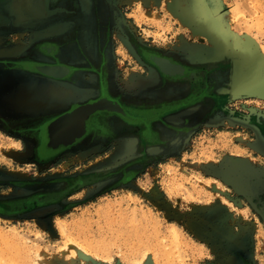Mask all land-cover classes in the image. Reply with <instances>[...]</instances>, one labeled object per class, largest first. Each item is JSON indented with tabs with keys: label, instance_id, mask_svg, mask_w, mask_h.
<instances>
[{
	"label": "rangeland",
	"instance_id": "rangeland-1",
	"mask_svg": "<svg viewBox=\"0 0 264 264\" xmlns=\"http://www.w3.org/2000/svg\"><path fill=\"white\" fill-rule=\"evenodd\" d=\"M20 1L11 0L6 15L14 18L18 13L20 18ZM30 1V9L42 8L43 0ZM175 1L98 0L95 11L102 16L97 25L110 16V69L124 87L131 78L147 76L137 58L142 50L182 63L199 72L193 75L194 96L203 99L206 92L219 120L185 132L168 127L160 142L145 147L139 142L133 152L112 161L122 164L132 155L133 163L103 174L109 169L93 163L113 156L109 153L115 146L86 160L40 164L38 154L28 152L27 138L15 133L16 115L0 114V205L7 210L0 213V264H264V218L237 187L255 191L264 206V146L255 149V132L232 122L222 110L227 108L234 117L251 116L264 137V83L254 93L241 91L232 80L235 63L231 70L228 65L231 41H253L264 50V0H182L211 19L223 42L220 48L177 22ZM81 8L71 9L73 15H39L37 22L48 27L50 22L76 20L61 24L57 32L65 36H53L71 41L69 64L93 71L99 62L91 56L87 38L93 8ZM25 12L22 18H30ZM5 28L0 44H19L25 33L11 25ZM31 34L27 31L24 38ZM259 69L264 78V65ZM7 74L9 88L19 76ZM165 90L178 89L173 84ZM149 96V105L161 99L153 90ZM135 98L139 103V96ZM141 153L146 159L136 162ZM124 170L135 174L122 182ZM50 192L63 193L48 196ZM31 195L43 200L31 209L11 211L12 201Z\"/></svg>",
	"mask_w": 264,
	"mask_h": 264
},
{
	"label": "crops",
	"instance_id": "crops-1",
	"mask_svg": "<svg viewBox=\"0 0 264 264\" xmlns=\"http://www.w3.org/2000/svg\"><path fill=\"white\" fill-rule=\"evenodd\" d=\"M31 3L30 0L20 1V7L23 10H20L22 14V16H19L20 18H17L18 13L15 14L14 18L10 17L11 13L6 15L4 9L7 10V7L10 9L11 0L1 1L0 3V43H2L5 36V27L11 25L14 31L25 33L23 34V38L19 40V44H0V67L3 65L7 67L11 63L15 64L18 69L14 70L13 73L15 76H19V79L14 81L11 87L7 88L12 83L8 81V74L0 75V77L2 76L0 78V114L11 112L16 115L17 125L15 129L21 132L18 133L19 135L27 138L25 145L29 148L28 152L36 153V145H41L42 149V134L49 121L72 110L76 105L93 102L102 95L118 100L120 95L125 100L129 99V97L139 96V102L147 103L148 99L151 98L149 96L151 90L158 93L161 99L157 105L169 101V107L173 106L167 111L165 110V113L158 119H154L151 122L156 124L158 130L161 131V135L163 134L162 131H165L168 127H172L173 130H176V133L185 132L191 130L193 127L195 128L198 123L199 125L204 124L206 126L213 122L214 119L219 120L220 116L213 113V108L206 92L204 96L207 97V100H203L200 103H196L194 99H187L192 87L184 82L174 84L178 90L173 92H166L164 90L161 92V74H157L158 77L153 82L143 85L131 84L129 87L126 83L124 87L118 84L117 73L112 69L103 70L106 80L104 81L102 80V76L104 75L100 71H96V69H93V71L77 70V68L67 61L66 63L71 67L69 68L70 73L65 79H55L41 74L34 68L35 65H57L64 63L58 58L60 56H54L59 48L57 42H63L59 40L60 38L56 39L54 36H65V33L57 31L61 30L64 27L63 25L72 23L67 21L65 23L62 22L63 25H61L62 23L53 24V22H50L48 27H45L43 23L41 27H38L37 21L39 19L37 16L49 14L50 18H53L54 15L64 12L67 8H63L65 6L63 2L55 4L50 8V6L46 5V1L43 0L42 8L35 6L30 9ZM25 11H28L30 18H22ZM33 17H37L35 18L36 23L33 25L29 24L28 28L27 25ZM29 30L32 32L30 38H24V35L26 37V32ZM49 44L55 45L56 52L47 53L44 50V46ZM143 51L145 50H142L141 53L137 51V58H139V64L144 68L141 73L147 72V76L145 77L147 78L152 70L156 73L159 71L146 60ZM92 55L95 56L96 54ZM108 60L109 64L112 65L111 50L108 52ZM206 73L207 71L204 72V74ZM140 80V78H137L134 83ZM263 83L259 82L256 89H260ZM167 95L170 97L169 99L165 98ZM179 101L184 102L178 103ZM163 107L165 106L163 105ZM154 113L145 115L149 116ZM116 117L117 115L107 112L94 114L88 123L87 134L69 148H60L52 156H50L52 153L49 152L50 154L45 156L46 161L44 164L54 165L56 162L65 164L67 160L72 159H75V161H79L76 159L86 160L92 156L106 152L112 146H115V149L109 153L113 155L118 146L125 143L128 144L126 148L129 150V152L126 151L125 153L133 152L138 140V137L134 133L136 130L142 129L143 125H133L128 129L124 122ZM101 160L95 159L93 164H97ZM110 165L105 167L108 168Z\"/></svg>",
	"mask_w": 264,
	"mask_h": 264
},
{
	"label": "bare ground",
	"instance_id": "bare-ground-1",
	"mask_svg": "<svg viewBox=\"0 0 264 264\" xmlns=\"http://www.w3.org/2000/svg\"><path fill=\"white\" fill-rule=\"evenodd\" d=\"M45 1H46V5L50 6L52 4H56L60 0H45ZM177 1H179L180 3ZM177 1H175V3L172 5L173 9H176L177 11L175 12V17H174L177 19V22H179L181 25L185 27L192 28L195 35H198L199 37L204 38L209 44L213 46V48H220L223 45V42L220 41L221 39L217 38L219 36V35L217 36V34H220V33H218L215 26H212V21H210L211 19H206L205 18L206 16H203L199 11L194 9L193 6L192 7L189 6L188 4L184 3L182 0H177ZM81 2L86 3L88 2V0H81ZM87 6H91V5L87 4ZM207 18H210V17H207ZM248 38L250 39V37ZM229 46L231 47V51H230L231 55L230 56L228 55L229 56L228 59L229 60L231 59V61H228L230 70L232 68V62L235 63L234 65L235 67L232 69V74L234 75L232 80H233L234 85L239 87L238 89H241V91L246 90L248 91V93L250 92L254 93L258 86V83L264 82V78L259 77V74L262 72V70H260L259 68H262V66L264 65L263 48H260L261 46L259 47L256 43H254L253 41H249V40L244 41V42L231 41ZM44 50L49 51V50H53V48L52 46L47 45V46H44ZM143 54L145 55L146 60L152 65H154L156 68L157 66L150 61V57L151 58L157 57L156 59L159 61L162 69L164 70V73L168 76L163 75L160 72V70L157 68V71L159 72L156 73L154 70H152L147 78H142L140 76L141 80L139 82L134 83L136 79L129 78L130 81L126 82L128 87L131 86V84L143 85L148 82L149 83L153 82L155 79H157L158 77L157 74H161L163 78H166L168 80L173 79L174 77H177L178 75H180L178 77H186L188 76V74L191 76L193 75L197 76L199 74V72H195L194 70L192 71V70L187 69V67L183 65L182 63L175 62L171 58L163 56V55H159L153 51L145 50L143 51ZM207 60L209 59H201V62H206ZM229 62L231 65L229 64ZM36 70L40 72L41 74H43L42 72H46V73H50L51 75L58 76V78H55V79H62L63 76L67 77L68 74L70 73V69L65 66L46 65V64L37 65ZM258 79L261 81H259ZM205 99L206 98L204 97L202 101ZM101 105L112 107L114 111L107 112V113L112 114V115L113 114L117 115V118L125 120L128 124L135 123V122L141 123V125H143V128H146V132H148V133L145 132V134L147 135L145 136V138L147 139L149 138L152 140L156 139V133L153 131L150 132L148 130L149 117H152L153 119L154 118L153 115H155L156 113L153 112L154 114H151L149 116L145 115L144 113L143 115L141 113L136 114L133 111H130L128 108L123 107L118 99L117 100L111 99L109 97H106V95H102L100 96L99 99L93 102L76 105L72 110L49 121L46 124L44 128V132L42 134L43 148H45L46 150L48 149V150L55 151V150H58L57 148H59L61 145H65V148H66V147H69L75 144L80 139H82L87 134L88 123L90 121V118L92 117L91 116L88 119L90 111ZM226 109L227 108H223L222 110L225 113H228L227 118H229V120H231L234 123L240 124L241 126L244 125V128L245 127L251 128L255 132L258 139L255 141L254 148L263 149L264 137L261 134V128L257 126L253 118L251 116L234 117L233 113ZM114 112H117V113H114ZM156 117L157 115H155V118ZM214 120L216 121L215 123H217V119H214ZM155 128L156 130H158L157 126ZM126 147H128V144L126 143L122 144L121 146H118L113 156H111L110 158L98 164L102 165L101 167H105L113 163L112 162L113 160L124 157L125 156L124 154H126L125 152L126 151L129 152V150H127ZM142 156H144L143 153H141L139 157H142ZM115 165L113 163L110 165V167H114ZM134 174L135 173H133L132 171L127 172L123 181L130 180L134 176ZM237 187L239 191L244 192L251 201L253 200L252 202L254 206L258 209L259 213L264 218V206L262 205L261 202H259V200L256 199L255 194L252 193L253 191L250 188H247L245 186L242 187V185L240 184H237ZM60 229L61 231L62 229L64 230L63 227H60ZM71 244H72V247L76 248L75 246L76 244H73L72 242Z\"/></svg>",
	"mask_w": 264,
	"mask_h": 264
},
{
	"label": "flooded vegetation",
	"instance_id": "flooded-vegetation-1",
	"mask_svg": "<svg viewBox=\"0 0 264 264\" xmlns=\"http://www.w3.org/2000/svg\"><path fill=\"white\" fill-rule=\"evenodd\" d=\"M67 1H69V0H60L56 4H60L61 2H63L65 5H67L66 4ZM92 1H93V3L90 2V1H89V3L88 2L82 3L81 0H76L74 2L75 5H72L71 7L67 6L66 7L67 9L64 12H65V15H73L74 11H72L71 9H74V10L76 9L77 10L79 6L82 7V8H88L89 6H87V4L91 5L90 6L91 9L93 8V12H90L91 16L88 18V20L90 19L94 23L93 22L91 23V25H90V34H89L88 37L87 36L86 37L88 38L89 42L91 41L90 42V46H89L91 54H96L95 56L92 55V57L94 58V61H97V59L99 61L97 64L94 62L93 69H96V71H100L101 74L104 75V73H105L104 71L110 70V64H109V60H108V52H109V50H111L110 49V46H111L110 33H111V31H110V29H107L110 26V16L106 15L105 16V21H103V23L101 21L100 24L97 25V23L100 20L99 18H101L102 15L99 16L97 11H95L96 10V3H99L98 0H92ZM53 5H55V4L50 5V8H52ZM68 21H70L72 23V25L76 22V20L74 22L73 19H69ZM103 31H104V34H103V46L100 47V42L102 41L101 32H103ZM78 41H80V40L78 39ZM69 42H71V41H69ZM69 42H66V41H63L62 43L61 42H57V44H59V46H58L59 48H58L57 52L55 50L56 47H55L54 44H49L48 45V46H52L53 50H49V51H47V53H53L55 51L56 54L54 56H60L58 58L61 61L64 62L63 64H57V66H65L67 68L71 67L68 63H66V58L68 57V54L70 52V50L67 49V47L69 45ZM71 54H72V52H71ZM80 54H81V52L79 51V55ZM98 55H99V58H98ZM6 64H9V63H6ZM36 67H37V65L34 66V68H36ZM17 69L18 68L16 67V65L12 64V63L10 65H8L7 67L6 66L4 67V65H3V66L0 67V75L2 74V76H3V75H5V74H7L9 72H14V70H17ZM5 72H7V73H5ZM2 76L0 78H2ZM102 80L106 81L105 80V75L102 76ZM192 81H193V76H191L189 74L186 77H174L173 79H169V80L162 77V84L160 85L161 88L160 87L159 88L161 89V92H163L167 85H173V84H176V83L179 84L180 82L181 83L184 82L188 86L192 87L191 88V93L187 97V99H194V101L196 103H200L202 101V99L195 98L194 92H193V85H192L193 83H192ZM205 98H206L205 100H207L206 96H205ZM119 101H120V103H121V105L123 107L128 108L130 111H133L136 114L141 113L143 115V113L144 114H148V113L155 112L156 113L155 115H157L156 118H155V115H153L154 116L153 119H152V117H149V121H148L149 122L148 130L150 132L153 131V132L156 133V139L152 140V139H149V138L148 139L145 138V136H147L145 134L146 128L138 129V131L136 130L135 133H134V135H136L138 137V140H137V142L135 144V148L134 149H136L138 147V143L139 142H143V147L149 146L150 142H160V140H161V131L160 130H156V128H155L156 124L155 123H151V122L154 119H158L161 115H163L165 113V110L167 111L168 109L173 107V106L169 107V101L162 102L159 105H157V104L149 105V103H145V102H139L138 103V100L135 97H129V99L125 100V99H123V97L121 98V95H120ZM184 101H179L178 103H182ZM161 105H162V107H161ZM163 105L165 107H163ZM120 120H122V119H120ZM122 121L124 122L125 126L128 127V129L131 128L133 125H140L141 126V123H138V122L131 123V124L129 123L128 124L125 120H122ZM15 133L18 134V133H21V132L18 129H15ZM146 133H148V132H146ZM69 147H66V148H69ZM35 149H36V154H38V158H39L40 164H44V162L46 161V157L45 156L47 154H50L49 152L52 153V154H50V156H52L57 151V150L52 151V150H48V149L46 150L45 148H43V146H42V149H41V145H36ZM131 156L132 155H128L127 157H130L129 159H131ZM129 159H128V161H126L124 163L125 164L133 163L132 160H129ZM145 159H146V157H145V154H144V156L136 158L135 161L136 162L137 161H144ZM124 163H122V164L124 165ZM122 164H117L114 167L106 168V169H109V170H105L103 172V174H106V173L110 172L112 169L113 170H117ZM128 172H130V171H128ZM132 172L134 173V171H132ZM126 173H127V171H125L124 174H123L124 176H123L122 182H124L123 180L125 178ZM93 176H96V173ZM62 193L63 192H59V193H57V192L51 193L50 192L47 195L48 196H51V195H55L56 196V195H60ZM42 200L43 199H40L39 195H37V196L36 195H31L28 198H23L22 200L12 201L11 202V207H12L11 211L16 210L17 208H20V207L21 208L31 209L32 208L31 206L36 201H42ZM6 211L7 210L4 209V205L2 206V204H1L0 205V213L6 212Z\"/></svg>",
	"mask_w": 264,
	"mask_h": 264
},
{
	"label": "water",
	"instance_id": "water-1",
	"mask_svg": "<svg viewBox=\"0 0 264 264\" xmlns=\"http://www.w3.org/2000/svg\"><path fill=\"white\" fill-rule=\"evenodd\" d=\"M157 57H155V58H151L150 57V61L153 63V64H155L156 66H157V68L160 70V72L163 74V75H165V76H168V75H166L165 73H164V70L162 69V67H161V65H160V63H159V61L156 59ZM43 74H45V75H48V76H50V77H52L53 76V78H58V76H54V75H51L50 73H46V72H42ZM178 76H180V75H178ZM177 76V77H178ZM170 77V76H169ZM62 79H65V76H63L62 77ZM93 109V108H92ZM114 111V109L112 108V107H110V106H98L97 108H95V109H93V110H91L90 111V113H89V116H88V119L91 117V116H93L94 114H96V113H98V112H113ZM114 113H117V112H114ZM65 148V145H61L59 148ZM59 148H57V149H59Z\"/></svg>",
	"mask_w": 264,
	"mask_h": 264
}]
</instances>
